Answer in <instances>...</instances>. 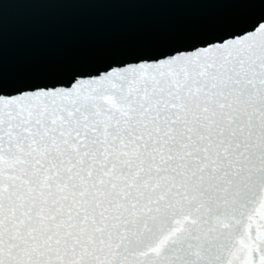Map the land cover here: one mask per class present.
I'll list each match as a JSON object with an SVG mask.
<instances>
[{"label":"snow or ice","instance_id":"obj_1","mask_svg":"<svg viewBox=\"0 0 264 264\" xmlns=\"http://www.w3.org/2000/svg\"><path fill=\"white\" fill-rule=\"evenodd\" d=\"M0 264H264V21L0 93Z\"/></svg>","mask_w":264,"mask_h":264}]
</instances>
